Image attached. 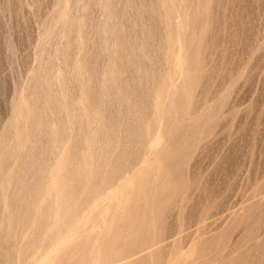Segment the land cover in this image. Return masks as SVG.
<instances>
[{
	"label": "rangeland",
	"instance_id": "rangeland-1",
	"mask_svg": "<svg viewBox=\"0 0 264 264\" xmlns=\"http://www.w3.org/2000/svg\"><path fill=\"white\" fill-rule=\"evenodd\" d=\"M0 264H264V0H0Z\"/></svg>",
	"mask_w": 264,
	"mask_h": 264
}]
</instances>
